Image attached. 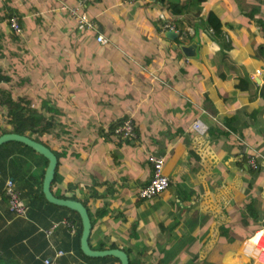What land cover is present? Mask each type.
Masks as SVG:
<instances>
[{
  "label": "crops",
  "instance_id": "crops-1",
  "mask_svg": "<svg viewBox=\"0 0 264 264\" xmlns=\"http://www.w3.org/2000/svg\"><path fill=\"white\" fill-rule=\"evenodd\" d=\"M198 1L199 12L183 10L188 0H90L82 11L96 27L86 29L61 8L76 0H0V90L29 88L37 115L49 117L31 138L57 157L51 192L85 204L90 247L114 244L132 264H254L237 243L264 227V159L256 171L247 164L264 155L263 40L255 25L231 29L242 18L232 13L236 0ZM209 7L228 22L212 32L229 34V54L201 29ZM11 16L21 32L10 28ZM166 23L181 29L175 39L165 36ZM195 25L199 56L187 58L179 46ZM125 118L133 138L116 133ZM196 120L206 132L193 129ZM150 154L165 157L169 185L141 199ZM46 167L22 143L0 146V248L20 264H101L81 253L79 215L41 196ZM7 179L28 206L25 216L8 211Z\"/></svg>",
  "mask_w": 264,
  "mask_h": 264
},
{
  "label": "built area",
  "instance_id": "built-area-1",
  "mask_svg": "<svg viewBox=\"0 0 264 264\" xmlns=\"http://www.w3.org/2000/svg\"><path fill=\"white\" fill-rule=\"evenodd\" d=\"M90 0H76L75 4L72 6L61 5L62 9L67 10L71 18L80 26L86 29L96 27L94 20L89 19L86 14L82 11V8ZM129 3L135 2L136 0H125ZM163 19L164 16L161 15ZM166 22V21H165ZM9 26L15 32H21V26L16 16H11L9 18ZM165 29L176 30L174 25L166 23L164 25ZM97 42L104 43L106 39L102 34H97ZM192 127L199 133H204L207 130V126L203 124L200 120L193 122ZM116 133L122 138H133L136 136V128L131 118L125 119L120 126L116 128ZM264 159L263 154L255 152L248 156L247 164L248 166L256 170L258 168V159ZM148 162L151 165V175L149 181L139 188L138 197L141 199H152L164 191L169 185V177L163 172V167L165 163V157L160 154H150L148 156ZM4 195L7 199L8 211L15 216L22 217L25 216L28 206L22 200L20 193L14 187L13 180L7 179L4 184ZM63 223L74 232V225L68 220H64ZM237 247H240L243 255L248 257L254 264H264V227L257 230L249 238L243 242L237 243ZM65 253L63 251H58L55 257L62 256ZM43 264H58L56 258H44Z\"/></svg>",
  "mask_w": 264,
  "mask_h": 264
},
{
  "label": "trees",
  "instance_id": "trees-1",
  "mask_svg": "<svg viewBox=\"0 0 264 264\" xmlns=\"http://www.w3.org/2000/svg\"><path fill=\"white\" fill-rule=\"evenodd\" d=\"M188 5L190 6L194 5L196 11L199 12L200 6H199L198 0H188V3L182 6L183 10L187 9ZM212 7L211 8L209 7L204 18L200 19L201 29L207 31V34L211 36L212 40L217 44V46L220 48L222 52H224L225 54L226 53L229 54L232 48V45H233L232 42L230 41L229 34L226 31H223L220 34H217V32H212V30H214L221 23H223L225 26H228V22L225 17H222L220 13L216 12L214 8ZM261 8L264 9V0H252L247 4H242L239 0H236V4L232 10V13L241 14L242 18L235 19L236 27L231 26V29H233L234 32L238 34L239 29L248 30L250 26L255 25L260 38L263 40V43L261 44L259 43L257 48L259 52L264 55V14L261 17L257 16V15H260ZM225 14L230 16V13L228 10L225 12ZM174 27L175 29L178 28L179 30H181L178 27V25H174ZM234 81L235 83H237L239 91L243 93H247L246 83L242 79L234 78ZM9 97L10 95H8V97L4 100V103L6 104V107L9 108V114L11 118L8 121V123L11 125V129H12L11 132H16L18 134L27 135L31 137V134H32L31 131L34 128V122H35V117H36V115L33 116L35 112L31 111L29 108H25L24 106L19 107L18 105H14L11 107L10 106L11 99ZM25 102H27L28 104L30 103L29 100H25ZM23 110H26L29 114L25 116ZM6 132H9V131L6 130L5 132H2L1 134L6 133ZM35 140L40 141L37 138H35ZM41 143L46 145L43 142ZM250 170L256 171L251 168ZM41 196L44 198L43 193L41 194ZM250 212H251L250 213L251 215H255L254 212H252V210H250ZM81 231H82V225H81V220H80L79 235ZM111 248L114 249L118 247L112 244L109 246V248L99 245L97 247H93L92 249L104 250V249H111ZM84 256L88 259L100 262L101 264H113L112 261H115V260L118 261L116 258L111 257V256L100 257V258H91V257H87L86 255ZM0 264H20V262H18L13 256H11L10 254H8L7 252L3 251L0 248ZM118 264H119V261H118ZM129 264H132V262L129 261Z\"/></svg>",
  "mask_w": 264,
  "mask_h": 264
},
{
  "label": "water",
  "instance_id": "water-1",
  "mask_svg": "<svg viewBox=\"0 0 264 264\" xmlns=\"http://www.w3.org/2000/svg\"><path fill=\"white\" fill-rule=\"evenodd\" d=\"M166 37L170 39H175L178 33L175 30L169 29ZM199 26L195 25L194 36L192 37L189 44H181L179 46L180 50L187 58H197L199 56ZM19 142L31 149H33L38 154L42 155L47 160V167L44 172L43 182H42V192L45 198L52 204L68 208L75 211L81 220L82 231L80 236V249L84 255L91 258H100L111 256L119 261V264H129V259L127 253L119 248L114 249H104L95 250L89 245V234L91 229V220L88 215L86 207L79 201L71 199L58 198L51 192V183L54 178L55 169L57 166L56 155L44 144L39 141L32 139L27 135L18 134L16 132H6L0 135V146L7 142Z\"/></svg>",
  "mask_w": 264,
  "mask_h": 264
},
{
  "label": "rangeland",
  "instance_id": "rangeland-1",
  "mask_svg": "<svg viewBox=\"0 0 264 264\" xmlns=\"http://www.w3.org/2000/svg\"><path fill=\"white\" fill-rule=\"evenodd\" d=\"M15 78H16V76H15ZM14 82L16 83V81H14ZM12 84H13V86L16 85L14 83H12ZM26 87L27 86H25L24 88L17 89V90H19V92L15 93V94H13V92H11V94H10V92H9L10 89H9V91L7 89L3 90V91L0 90V106L3 105L2 107H0V113H1V115L4 116V118L0 117V128L4 125H6V126L8 125L9 129H11V125L8 123V121L11 118L10 114H9V108L6 107V104L4 103V100L8 97V95H10L9 98L11 99L10 100V106L11 107L14 105H18V106H24L25 108H29L31 111H33V110L35 111V114H33V116L36 115L34 126H38V123H40V122H41L40 125H42L44 122H45V124H46V122H48L49 117H46L47 115H45L44 113H42L43 116H41V117H39L37 115L36 108H35L36 106L34 104H31L32 103L31 101L29 104L27 102H25V99L28 100L29 98H32V97H29L30 91H29V88L27 87V89H26ZM22 98H24V99H22ZM23 112H24L25 116H27L29 114L26 110H23ZM125 119H127V118H125Z\"/></svg>",
  "mask_w": 264,
  "mask_h": 264
},
{
  "label": "clouds",
  "instance_id": "clouds-1",
  "mask_svg": "<svg viewBox=\"0 0 264 264\" xmlns=\"http://www.w3.org/2000/svg\"><path fill=\"white\" fill-rule=\"evenodd\" d=\"M169 30V29H168ZM173 30V29H172ZM176 31V30H175Z\"/></svg>",
  "mask_w": 264,
  "mask_h": 264
}]
</instances>
